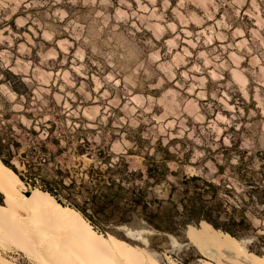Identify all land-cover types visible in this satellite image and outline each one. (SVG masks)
Instances as JSON below:
<instances>
[{
  "label": "rangeland",
  "instance_id": "rangeland-1",
  "mask_svg": "<svg viewBox=\"0 0 264 264\" xmlns=\"http://www.w3.org/2000/svg\"><path fill=\"white\" fill-rule=\"evenodd\" d=\"M4 69L22 74L43 103L63 101L68 122L91 120L84 129L96 134L140 128L151 145L187 134L196 146L185 167L192 172H214L204 149L218 161L217 151L237 140L264 149V0H0V81ZM0 89L15 98L5 83ZM0 204L13 206L2 192ZM185 230L159 247L146 237L127 241L159 264H205L190 237L205 234L204 225ZM23 254L0 244L11 264ZM27 264L45 263L29 256Z\"/></svg>",
  "mask_w": 264,
  "mask_h": 264
},
{
  "label": "trees",
  "instance_id": "trees-1",
  "mask_svg": "<svg viewBox=\"0 0 264 264\" xmlns=\"http://www.w3.org/2000/svg\"><path fill=\"white\" fill-rule=\"evenodd\" d=\"M2 74L0 83L15 98L0 89V159L28 187L27 195L51 194L106 237L131 240L123 227L150 230L144 236L151 247L185 229L187 234L210 225L264 261V149H244L237 140L217 151L221 161L204 149L202 161L212 160L214 172L209 175L206 165L192 172L185 167L196 146L187 134L169 138L165 145L161 136L151 145L153 137L140 128L96 134L84 129L91 121L86 117L68 122L63 101L36 99L22 74L11 69ZM47 112L57 115L40 120ZM117 140L131 145L116 150L112 145ZM175 143L193 147L172 151Z\"/></svg>",
  "mask_w": 264,
  "mask_h": 264
},
{
  "label": "bare ground",
  "instance_id": "bare-ground-1",
  "mask_svg": "<svg viewBox=\"0 0 264 264\" xmlns=\"http://www.w3.org/2000/svg\"><path fill=\"white\" fill-rule=\"evenodd\" d=\"M22 185L0 159V192L13 202L12 209L0 204V244L14 245L45 264H159L127 241L99 233L83 215L51 194L27 195ZM204 229L205 234L194 233L192 240L208 259L205 264H264L238 239L210 225ZM0 264L11 263L0 257Z\"/></svg>",
  "mask_w": 264,
  "mask_h": 264
},
{
  "label": "water",
  "instance_id": "water-1",
  "mask_svg": "<svg viewBox=\"0 0 264 264\" xmlns=\"http://www.w3.org/2000/svg\"><path fill=\"white\" fill-rule=\"evenodd\" d=\"M202 221V220H201ZM200 221V222H201ZM199 222V223H200ZM189 224H187L188 226ZM186 226V228H187ZM124 229H126V235L128 237H134V236H137L138 238H145L144 234L145 233H152V231L150 230H147V229H144V230H132V229H128L127 227H123ZM185 233H186V230H185ZM107 235H110V233H107ZM125 241H127V239H123ZM128 242V241H127Z\"/></svg>",
  "mask_w": 264,
  "mask_h": 264
},
{
  "label": "snow or ice",
  "instance_id": "snow-or-ice-1",
  "mask_svg": "<svg viewBox=\"0 0 264 264\" xmlns=\"http://www.w3.org/2000/svg\"><path fill=\"white\" fill-rule=\"evenodd\" d=\"M262 219H264V217H262ZM28 259H29V256H28V254L25 252V253L20 257L21 264H27Z\"/></svg>",
  "mask_w": 264,
  "mask_h": 264
}]
</instances>
